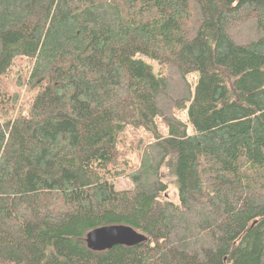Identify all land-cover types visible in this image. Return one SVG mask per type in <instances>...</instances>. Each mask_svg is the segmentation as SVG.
I'll use <instances>...</instances> for the list:
<instances>
[{
    "label": "trees",
    "instance_id": "obj_1",
    "mask_svg": "<svg viewBox=\"0 0 264 264\" xmlns=\"http://www.w3.org/2000/svg\"><path fill=\"white\" fill-rule=\"evenodd\" d=\"M18 57L35 93L0 89V264H264V0H0V79ZM114 226L146 239L88 247Z\"/></svg>",
    "mask_w": 264,
    "mask_h": 264
},
{
    "label": "rangeland",
    "instance_id": "obj_2",
    "mask_svg": "<svg viewBox=\"0 0 264 264\" xmlns=\"http://www.w3.org/2000/svg\"><path fill=\"white\" fill-rule=\"evenodd\" d=\"M234 32H235L236 36H238L240 38V40H244V39L247 40L250 38L253 39L255 36L253 33L254 30L252 28V23H249V24L245 25V28L239 29V31L235 30ZM147 61L149 63H151V65L153 66V69L156 73H161V67H160L159 63H157L156 61L148 60V59H147ZM29 65H30L29 59H25L23 57H18L14 61V65L11 68V70L9 71V73L7 74V76L0 79V89H5L6 91H9L10 93L21 94V100H25V102L22 104L20 103V106L25 111H27L29 108L28 99L35 92L33 91V89H29L27 87L20 86L19 82L22 81L23 76H24L25 72L27 71V68L29 67ZM195 79H196L195 75H191L188 77V80L192 84V86H191L192 88H193V84L195 82ZM185 112H186L185 109L178 110L177 115L181 119L186 120L185 119ZM130 140H131V138H129L125 142V145H127ZM126 156H127V159L130 160V162L134 165V167H136L138 162H139V157H138L137 153L133 152V151H128ZM121 169H122V167H120V169L114 171V175H113L112 179L114 180L115 186L118 189H122V188L130 189V188H132V184L128 180V178L125 174L117 175V172ZM126 171L130 172V169L127 167ZM161 176L163 178V182L167 185V189L164 192V195L167 197L168 200L177 204L178 203L177 188L175 186L173 177L168 175V170L166 167L161 168Z\"/></svg>",
    "mask_w": 264,
    "mask_h": 264
},
{
    "label": "water",
    "instance_id": "obj_3",
    "mask_svg": "<svg viewBox=\"0 0 264 264\" xmlns=\"http://www.w3.org/2000/svg\"><path fill=\"white\" fill-rule=\"evenodd\" d=\"M146 237L124 226L97 229L88 233L86 242L91 249H110L115 245L132 246Z\"/></svg>",
    "mask_w": 264,
    "mask_h": 264
}]
</instances>
